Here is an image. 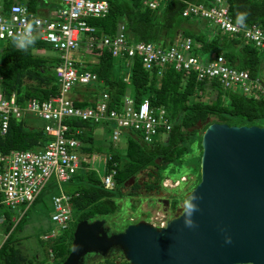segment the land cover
<instances>
[{"label": "trees", "instance_id": "trees-1", "mask_svg": "<svg viewBox=\"0 0 264 264\" xmlns=\"http://www.w3.org/2000/svg\"><path fill=\"white\" fill-rule=\"evenodd\" d=\"M0 1L3 8H7L13 0ZM19 1L26 4L31 11H36L34 10L36 0ZM106 1L107 11L103 15L85 17L86 22L94 26L98 34L114 35L118 25L121 24L129 41L145 40L168 45L174 35L180 32L182 35L202 42L205 54L212 51L222 53L230 65L245 69L251 76H259L261 59L258 49L252 45L240 43L239 38L221 33L218 28L202 17L181 14L187 1L209 5L210 0H159L154 8L143 4L142 0ZM226 1L232 20L238 19L245 24L254 23L264 31V0ZM44 8L50 9L52 6ZM0 42L2 43L0 87L5 94L8 95L14 91L17 102L22 103L29 96L44 99L56 92L57 81L53 66L58 61L57 55L33 51L44 47L46 42L35 39L27 51L16 47L13 39H2ZM76 52L77 49L74 53ZM89 52L93 54L73 57L76 63H81L79 69L91 70L96 75L93 81L72 86L71 92L76 91L79 95L73 98L75 104H93L94 99L102 91L108 93L110 103L116 107L120 106L122 97L127 93L132 95L135 103L147 96L152 107L162 105L166 109L171 122L170 128L163 140L157 138L152 142L143 140L142 133L137 129L124 127L121 131L120 128V136L123 135L125 141L121 148L118 144H113L111 138L105 146L94 142L91 129L93 125H97V122L66 119L65 121L70 125L68 133L82 142L81 151H103L110 155L106 167L114 168V187H104L98 174L92 169L85 168H78L63 181L61 186L68 194L73 219L66 228L58 231L53 237L45 239L42 235L38 236V241L44 245L42 248L44 256L40 261L34 262L14 244L13 234L24 223L29 205L40 202L46 209H50L51 195L57 192L54 183L48 182L47 187L44 186L46 189L43 188V192L41 193V190L26 206L11 231L2 240L0 264H41L49 255L48 248L53 264L59 263L70 249L75 223L80 219L90 220L113 213L118 207L116 198L122 194L120 187L128 181L130 176L134 177L140 170L146 169L148 175L155 174L154 179L158 182L166 164L183 162L184 155L189 151L188 139L195 133L197 121H204L207 116L214 115L217 121L228 124L261 125L264 122L263 99L252 98L239 90L223 89L218 85L215 86V96L211 101L193 99L190 95L194 93L195 87H204L203 84L195 81L193 71L175 70L167 66L160 75H157L154 70H145L140 58L135 55L128 60V64H125V69L122 70L119 69V63L118 69L115 65L117 64L115 60L118 62V59L111 56L105 48L98 52L97 50ZM125 72H128V82L123 79ZM210 84L214 82L211 81ZM112 126V129L115 128L114 125ZM44 140L46 135L40 128L28 127L23 119L17 120L10 117L6 130L0 133V150L5 152L10 148L33 149L42 145ZM152 186V183H146V188ZM129 187L131 188L129 191L134 192L139 185L134 179ZM8 215L10 211L7 213L5 231L11 225ZM126 220L134 221L127 218ZM89 257L93 258L94 254ZM97 257L100 259L90 261L88 264H129L119 249H113L105 256L97 254Z\"/></svg>", "mask_w": 264, "mask_h": 264}, {"label": "built area", "instance_id": "built-area-1", "mask_svg": "<svg viewBox=\"0 0 264 264\" xmlns=\"http://www.w3.org/2000/svg\"><path fill=\"white\" fill-rule=\"evenodd\" d=\"M159 0H142L151 8ZM43 15L28 9L26 4L13 0L7 8L0 1V40L13 39L18 47L16 37L22 33L27 24L32 25V36L49 44L58 57L53 66L57 81L56 92L48 98L40 99L29 96L22 103L16 100L14 91L8 95L0 87V133L8 125L10 117L23 119L28 127H38L46 135V140L35 148H10L0 150V244L13 228L27 205L39 194L50 181L58 189L51 195L49 218L59 229L66 228L72 221V210L68 194L62 189V182L78 168L92 169L98 174L101 184L106 188L114 187L113 167H106L110 155L103 151H81L82 142L72 136L66 119L75 118L82 121L106 122L115 126L111 131L113 144L120 137V128L132 127L142 133V139L152 142L163 140V134L169 130L171 122L166 109L160 105L152 107L147 96L135 103L130 93L122 97L119 107L110 103L109 95L102 91L93 104L77 105L71 97L75 84L95 80L96 75L88 69H79L70 56L77 48L100 51L105 48L110 55L127 65L134 55L140 58L145 70H154L160 75L167 66L175 70L193 71L195 81L204 87H195L190 98H199L207 89L220 86L223 89L239 90L247 96L264 100V81L259 76H251L245 69L230 65L222 55L214 51L205 54L203 43L187 35L176 33L168 45L153 41H129L122 25L119 24L114 35L96 33V28L86 22V16L103 15L107 11L106 0H58L52 9H43ZM182 15H196L207 20L221 33L239 38L240 43L249 44L260 50L264 48V31L256 24H245L232 20L228 13L226 0H210L209 5L202 2L187 1L181 11ZM123 79L128 82V72ZM213 81L214 84H210ZM41 118V126L28 121ZM78 131V129H75ZM184 178L183 176L180 178ZM167 179V178H165ZM175 183L178 179L174 180ZM24 204V208L17 205ZM16 208L18 216L8 215L11 222L8 230L4 225L7 213ZM165 221L159 219L156 226H163ZM59 229L46 230L43 238H50ZM51 255L50 249L48 248Z\"/></svg>", "mask_w": 264, "mask_h": 264}, {"label": "water", "instance_id": "water-1", "mask_svg": "<svg viewBox=\"0 0 264 264\" xmlns=\"http://www.w3.org/2000/svg\"><path fill=\"white\" fill-rule=\"evenodd\" d=\"M198 166L183 208L163 226L137 220L111 230L103 217L80 219L57 264L113 249L129 264H264V126L207 123Z\"/></svg>", "mask_w": 264, "mask_h": 264}, {"label": "rangeland", "instance_id": "rangeland-1", "mask_svg": "<svg viewBox=\"0 0 264 264\" xmlns=\"http://www.w3.org/2000/svg\"><path fill=\"white\" fill-rule=\"evenodd\" d=\"M36 3V8L34 10H36L38 14L43 15L45 14L43 7H54L58 4V0H36ZM1 47L2 43L0 42V50ZM33 51L35 53L47 55L55 53L52 47L47 43L41 49H34ZM92 54L93 53L86 51L83 47H79L77 48V52H71L70 56L73 58L77 55L91 56ZM258 54H260L259 57L261 59L259 77L264 79V48L260 49ZM115 63H117L115 64L117 69L118 63L120 65L123 64L121 66L119 65V69H125L124 61L121 60L120 62L118 60L117 62L115 60ZM70 93L73 98L79 96L76 91L73 93L70 91ZM214 96L215 90L211 88L205 90L199 96V99L208 102L211 101ZM212 121H217V119L214 115H209L204 121L198 122L195 125L196 131L188 139L189 151L184 155L185 158L183 162L166 164L161 171V176L158 182L154 179L155 174L148 175L146 169H143L133 177V180L135 179L139 185L134 192H130L131 188L129 187L128 182L120 187L122 194L116 198L118 204L117 209L110 215L103 216L105 224H107L111 230L122 229L125 224L130 222L127 221L126 218L134 219V221L144 220L155 225L159 219L166 221L169 217L177 214L183 208L188 199L190 189L199 180L198 157L200 154V134L204 128V124ZM28 122L35 126H41L44 120L36 118L35 120L31 119ZM112 125L113 124L109 121L97 122L96 126L93 125L91 133L94 137V142L105 146L109 142L108 139L110 138L111 129L113 127ZM261 125L264 126V122H262ZM162 136L165 138L164 134ZM124 142V137L121 135L116 144L122 148ZM182 176L184 178L180 179ZM174 178L178 179L176 183ZM146 183H152L153 186L146 188ZM46 187L44 189H46ZM51 188H53V186ZM54 188L58 193V189L55 185ZM44 189L42 188L41 193ZM17 206L19 208H24V204H19ZM49 210L40 202H35L32 205H29L24 223L19 230L13 234L14 244L19 247L29 260L34 262L40 261L44 256L42 251L44 245L42 242L38 241V236H41L46 230L59 229V226L49 218ZM10 214L18 216L19 211H17L16 208H13L10 210ZM1 230L2 229H0V231ZM58 231H60V229ZM99 259L100 258L97 257V254H94L93 258L88 256L85 260V264ZM41 264H53L51 255H47V258Z\"/></svg>", "mask_w": 264, "mask_h": 264}, {"label": "clouds", "instance_id": "clouds-1", "mask_svg": "<svg viewBox=\"0 0 264 264\" xmlns=\"http://www.w3.org/2000/svg\"><path fill=\"white\" fill-rule=\"evenodd\" d=\"M16 41H18V48L20 50L27 51L28 47L35 41V37L32 36L31 24L25 26L24 31L16 37Z\"/></svg>", "mask_w": 264, "mask_h": 264}, {"label": "crops", "instance_id": "crops-1", "mask_svg": "<svg viewBox=\"0 0 264 264\" xmlns=\"http://www.w3.org/2000/svg\"><path fill=\"white\" fill-rule=\"evenodd\" d=\"M263 81H264V79H263Z\"/></svg>", "mask_w": 264, "mask_h": 264}]
</instances>
